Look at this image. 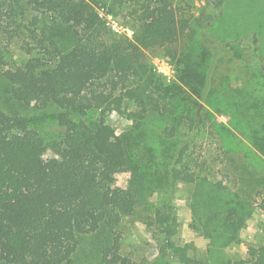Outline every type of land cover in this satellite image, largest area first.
Returning a JSON list of instances; mask_svg holds the SVG:
<instances>
[{"label": "trees", "instance_id": "obj_1", "mask_svg": "<svg viewBox=\"0 0 264 264\" xmlns=\"http://www.w3.org/2000/svg\"><path fill=\"white\" fill-rule=\"evenodd\" d=\"M122 3L0 0V264H76L83 238L98 233L105 237L97 249L99 264H136L122 255L119 232L122 220L137 209L136 194L110 189L113 173L127 171L132 157L107 120L123 100L135 105L128 112L133 128H149L164 158L160 181L167 192L149 225L162 234L166 264H222L224 248L237 241L253 210L251 193L257 188L264 214L263 180L238 176L242 186L233 190L200 175L196 159L190 160L200 132V103L189 110L194 115L189 126H142L150 113L167 111L151 93L130 85L139 77L145 50L170 46L182 36L192 39L196 30L170 10V0H134L128 9L132 36H116L97 8L115 15ZM215 52L210 50L206 70L185 62L180 71L201 102L210 94ZM256 53L253 46L249 59ZM48 121L56 122L57 131L43 129ZM45 150L53 153L51 159L44 158ZM184 183L193 190L194 227L209 240L206 260L173 239L178 220L171 196ZM235 264H264V244Z\"/></svg>", "mask_w": 264, "mask_h": 264}, {"label": "rangeland", "instance_id": "obj_2", "mask_svg": "<svg viewBox=\"0 0 264 264\" xmlns=\"http://www.w3.org/2000/svg\"><path fill=\"white\" fill-rule=\"evenodd\" d=\"M121 1L124 3L121 11L115 15L106 8H97V11L116 36L130 38L135 23L128 9L134 0ZM170 1V10L187 18L196 33L192 39L182 36L170 46L145 50L139 77L132 79L130 85L151 93L167 111L161 116L157 112L150 113L142 126H189L188 117H194L189 110L200 103V132L189 152L190 160L196 159L197 169L202 170L200 175L206 174L210 180L221 181L233 190L242 186L238 176L253 175L254 179L264 181V0ZM216 12L218 15L209 26H201ZM204 39L208 50L201 44ZM224 42L235 45L225 49L219 45ZM253 46L257 47V53L250 60L248 54ZM210 50L212 54L215 50L219 54L210 71L209 97L201 102L182 79L180 71L185 62L206 70L212 61ZM11 51L17 55L14 48ZM118 108L107 120L114 135L124 140L132 157L127 171L113 173L110 189H130L138 200L134 215L121 222L120 251L136 264H166L160 251L162 234L149 225L150 216L167 192L160 181L164 162L161 147L159 141L150 136L149 128H133L134 119L129 118L128 112L135 110L134 104L123 100ZM89 116L95 117L96 113ZM42 126L47 132L57 131L55 121ZM52 157L53 153L45 150L44 158ZM248 188L244 184V191ZM255 190L250 199L253 210L239 231L237 241L224 248L222 264H235L253 256L264 244V214L258 207L260 198ZM192 193V188L184 183L179 184L171 196L178 220L173 239L178 245H188L194 256L206 260L209 240L194 227ZM104 238L102 233L84 237L74 262L99 264L97 249Z\"/></svg>", "mask_w": 264, "mask_h": 264}]
</instances>
